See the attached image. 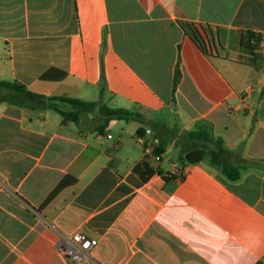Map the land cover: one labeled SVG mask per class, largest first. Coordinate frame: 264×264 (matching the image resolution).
<instances>
[{"label": "crops", "instance_id": "obj_1", "mask_svg": "<svg viewBox=\"0 0 264 264\" xmlns=\"http://www.w3.org/2000/svg\"><path fill=\"white\" fill-rule=\"evenodd\" d=\"M262 36L264 0H0V80L143 117L103 126L98 105L63 123L0 102V264H264ZM50 69L66 77L41 80ZM198 126L238 180L207 151L182 152ZM59 232L96 238L91 258L61 253Z\"/></svg>", "mask_w": 264, "mask_h": 264}, {"label": "trees", "instance_id": "obj_2", "mask_svg": "<svg viewBox=\"0 0 264 264\" xmlns=\"http://www.w3.org/2000/svg\"><path fill=\"white\" fill-rule=\"evenodd\" d=\"M192 37L196 38L194 29H191ZM260 36L252 32H247L241 35L240 43L243 47L252 50L253 43L258 42ZM179 68L178 64L175 66L172 90L174 92L175 87L179 80ZM66 77V72L50 69L41 75L40 79L44 81H60ZM0 89L8 91V94L0 96V102H8L18 107H27L31 109H52L62 117V122L68 121L76 122L82 112L94 111L99 103L98 101H84L78 98H72L65 95L59 96H47L28 90L25 86L10 81L0 80ZM67 105L68 109L63 106ZM100 115L104 119V125L111 119L119 120H137L143 121V117L139 112L130 111L124 108L109 107L107 105H99L98 107ZM142 130L139 129L138 133ZM182 152L191 150L207 151L213 162L219 164L222 175L229 181H236L240 178V171L243 168L241 165H235L227 160L226 155H229V151L223 147V142L220 138L214 137L211 131L205 127L198 126L192 131L183 133L179 139ZM162 152V145L160 142L155 148V153L160 154ZM133 172L140 177L141 180H146L149 175L144 172L140 163L133 167ZM169 177L175 178L173 174ZM182 178V177H180ZM69 184V180H62L57 187L48 196L45 203H47L59 190Z\"/></svg>", "mask_w": 264, "mask_h": 264}, {"label": "built area", "instance_id": "obj_3", "mask_svg": "<svg viewBox=\"0 0 264 264\" xmlns=\"http://www.w3.org/2000/svg\"><path fill=\"white\" fill-rule=\"evenodd\" d=\"M264 40V36L261 37ZM144 157L158 161L160 155L155 153L154 144L144 146ZM97 239L82 232L57 233L55 245L57 249L73 262L89 260L91 250L96 246Z\"/></svg>", "mask_w": 264, "mask_h": 264}, {"label": "rangeland", "instance_id": "obj_4", "mask_svg": "<svg viewBox=\"0 0 264 264\" xmlns=\"http://www.w3.org/2000/svg\"><path fill=\"white\" fill-rule=\"evenodd\" d=\"M0 90H4V89H0ZM63 107L65 109H68L67 105H64ZM201 153H202V151H201ZM168 156H169V158H171V159H173L175 161L177 159V157H178V152H176L175 150H172V151L169 152Z\"/></svg>", "mask_w": 264, "mask_h": 264}]
</instances>
